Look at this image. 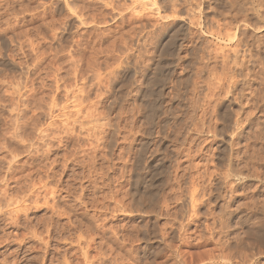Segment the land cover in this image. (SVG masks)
Listing matches in <instances>:
<instances>
[{
	"label": "rangeland",
	"instance_id": "obj_1",
	"mask_svg": "<svg viewBox=\"0 0 264 264\" xmlns=\"http://www.w3.org/2000/svg\"><path fill=\"white\" fill-rule=\"evenodd\" d=\"M64 1L0 0V264H64L65 261L61 263V260L65 258L72 264L82 263L84 258L80 255L78 238L82 237L81 244L94 238L96 243L92 248L98 247L100 241L89 229L103 223L120 228L121 225L130 227L151 222L159 235L155 247H165L161 242L160 227L166 225L167 220H174L170 214L178 216L182 210V216L177 218L181 221L184 218L188 223L191 213L184 206H188L190 193L195 188L197 198L201 199L200 190L210 184L208 177L226 173L228 162L217 159V146L213 142L214 136L223 128L219 118L226 103L225 94L217 88L223 84L225 90L228 89L233 75L232 80L234 78L233 81L240 85L239 91L247 93L248 98L264 93V0H174L185 17L179 18L173 29H184L185 39L189 42H186L182 56L193 49L195 52L197 48L201 54L190 60L192 63L175 58H171V62L167 60L166 74H170L169 78L172 75V86L170 83L166 86L164 105H171L177 111L168 118L161 117L165 120L160 129L153 125L152 119L150 121L152 116L146 106L147 112L137 117L123 113L125 104L117 94L114 111H108L106 103L108 95L113 92L110 87L112 81L121 80L130 64L137 72L146 64L150 65L146 62L150 63L155 57L154 52L161 53L169 40L167 35L160 33L165 25H161L156 9L150 6L142 8L143 3H150L148 0H77L76 13L70 12L71 17H68L69 13L64 10L58 16L63 23L52 28L50 14ZM158 1L169 13L171 0ZM197 3H202V7H196ZM87 7L90 11L85 10L82 16V10ZM188 17L193 18L195 25L189 27ZM234 17L240 21L235 40L241 39L248 45L251 43L250 47L242 44L237 48L235 40L227 39L228 34H235ZM139 18L151 32V27H156L158 36H154L153 30L143 42L137 43L135 28H139V22L136 23ZM241 18L246 22H241ZM80 19L84 25L80 24ZM216 33L220 36L217 37ZM127 50L133 51L129 57L132 62L125 58ZM236 50L248 66L246 74L239 76L231 72L232 56ZM139 55H143V61H140L143 65H135ZM152 63L156 62H151L153 66ZM153 67L148 69L150 83L157 71ZM28 73H33L32 77ZM181 81L184 82L182 97L173 102L169 87L173 88L175 82ZM260 119L257 115V123L254 121L246 130L247 138H257L251 141V170L241 167L243 175L240 176L239 189L243 194L235 200L237 204H232V216L229 214L231 217L219 220L211 215L213 210L216 216L225 214L224 208L221 210L229 200L225 198L218 207L211 203L201 206L198 215L190 219L186 233L190 241H186L180 250L189 264H219L217 261L220 264H264V125L259 124ZM232 129L233 126H227L225 134L230 135ZM135 131L141 133L136 139L133 138ZM136 163L141 164V168L137 169ZM147 165L152 168L156 165L151 175L148 170L145 172ZM246 175L250 176L245 179ZM175 176L182 178L184 183L176 187L172 183ZM144 180L146 185L142 187L140 184ZM206 180L208 186L204 183ZM149 182L152 186L147 187ZM194 184H200V187L196 185V188ZM137 192L142 196L156 194L163 199L166 197L169 214L162 215L160 204L155 203L158 212L149 214L153 209L151 206L146 215L142 213L138 216L140 218L134 219L139 215L132 213ZM145 204L143 206H149V203ZM115 205L118 209L125 206L128 212L123 215L117 211L111 216L110 210H115ZM236 206L239 208L235 210ZM63 209L67 210L63 212ZM222 223L232 226L235 233L243 238L245 249L241 253L244 255L232 254L228 250L232 254L230 257L227 250L220 251L221 244L217 245L214 240H209L205 247L190 246L197 243L201 234H209L207 239H210L211 230L219 229ZM173 245L178 247L181 244L176 240ZM222 253H226L223 257L230 259L218 260ZM90 254L94 257L97 252L93 250ZM245 255L252 259L248 257L249 261L245 260Z\"/></svg>",
	"mask_w": 264,
	"mask_h": 264
},
{
	"label": "bare ground",
	"instance_id": "obj_2",
	"mask_svg": "<svg viewBox=\"0 0 264 264\" xmlns=\"http://www.w3.org/2000/svg\"><path fill=\"white\" fill-rule=\"evenodd\" d=\"M80 1V0H79ZM150 3H143L142 4V8H146V7H151V8H155L156 9V12L158 13V15L160 16V19L162 21L161 25H165L163 26L164 29H161V34L162 35H167V38H169L168 41H166L165 45H163V50L161 51V53H158V52H154V56L151 60H150V63L149 62H146L150 65L148 66H143L141 70H139V72L136 71V69H134L133 67H130L132 64H130L132 62L133 59H129L131 53L132 52H129V50L126 51V55H125V58L129 60H131L130 63H127V64H130L128 65V67L126 68V70H124L123 72V75L120 77L121 80H116V81H112L113 84H110V87H111V90L113 91L110 95H108L107 97V102L108 103V111H114L116 109V105H117V95L121 98L122 101H124V106H123V113L126 114V116L129 114H134L135 116H139V115H142L144 112H147L152 116V118H150V121L152 119V122H153V125L155 127H157L158 129L161 128V124L162 122H164L165 119H161L162 116H165L164 118H168V116L175 111V109L173 110V107L171 105H164L165 103V99H166V96H165V89H166V86L168 85L169 86V83H170V79H171V76L169 78V75L166 74V71L168 69V65H167V60L171 62V58H175L176 60L180 61V62H187V61H190V60H194V59H197V56L199 55V49L197 48L194 51V49L192 50V52H186L185 56H182L183 53H185L184 49L186 47V39H185V30L184 29H179V30H175L173 29L174 25L176 24V22L178 21L179 18H184L185 16L179 11V9H177V6L176 4L174 3V0H171V10H169L170 12L168 13V9L167 10H163L160 5H159V1L158 0H148ZM183 1V0H182ZM195 1V0H194ZM203 1V0H202ZM106 2V1H105ZM137 2V1H136ZM198 2V1H197ZM166 3V2H165ZM203 3V2H202ZM202 3H197L198 5L196 7L200 8L202 7ZM78 4V1L77 0H65L64 1V4L63 5H58L54 11L52 12V14H50L51 12H49L50 14V18L51 20L49 19V21H51L50 23V26H52V28L56 27L57 26V23H63V21L61 20V22L58 20V16H60L62 14V12L64 10H66L68 13H69V16L68 17H71L70 16V12H74L73 14L76 13V6ZM111 4V3H110ZM169 4V3H168ZM7 5V4H6ZM15 5V4H14ZM87 5V4H86ZM1 6V5H0ZM5 6V5H3ZM21 6V5H19ZM167 6V5H166ZM192 6V5H191ZM7 7V6H6ZM224 7V6H223ZM88 8V7H87ZM193 8V7H191ZM2 9H4V7H2ZM46 9V8H45ZM44 9V10H45ZM154 9V10H155ZM6 10V9H4ZM3 10V11H4ZM10 10V9H9ZM14 10V9H13ZM79 10V8H78ZM85 10H89L90 9H83L82 10V16H83V12H85ZM152 10V9H151ZM163 10V11H162ZM183 10V9H182ZM201 10V9H200ZM8 11V10H7ZM80 11V10H79ZM9 12V11H8ZM8 12H4L5 14L8 13ZM87 12V11H86ZM94 12V11H93ZM191 12L193 13V11L191 10ZM80 13V12H79ZM187 13V12H186ZM196 13V12H195ZM48 14V13H47ZM48 14V15H49ZM72 14V15H73ZM86 14V13H85ZM89 14V13H88ZM81 15H78L79 18H81ZM87 15V14H86ZM186 15V14H185ZM92 16V15H91ZM95 16V15H94ZM100 16V15H99ZM192 16V15H191ZM73 17H75V15H73ZM93 17V16H92ZM136 17V16H135ZM139 17V16H137ZM49 18V17H48ZM77 18V17H76ZM25 19V18H24ZM46 19V18H45ZM138 19V18H137ZM199 19V18H198ZM243 18H241L242 20ZM79 20V19H78ZM188 20L189 22V27L190 25H195V22L193 21V18L192 17H188ZM28 21V20H26ZM36 21V20H35ZM97 21V20H96ZM234 24H236V27L234 29V33L235 34H228L227 35V39L228 37L231 39V40H235L237 38V35H236V32L237 30L239 29V20L237 19V17H234V20H233ZM30 22H33V19L31 20L30 19ZM72 22V21H71ZM80 24L81 25H84V21L82 19H80ZM95 22V21H94ZM139 22V28H135V32H137V43H141V41L143 42V39L144 37H147L146 35H151L153 33V30H155L154 32L157 34V32H159V30L156 29V27H151V30L152 32L149 30L150 28H148L144 22L142 21V18L140 20H137L136 23ZM160 22V21H159ZM241 22L245 23L246 20H242ZM90 23V22H89ZM201 23V22H200ZM233 23H229V25H232ZM242 23V24H243ZM91 24V23H90ZM132 24V23H131ZM131 24L129 26H131ZM199 24V22H198ZM227 26H228V23H226ZM247 24V23H246ZM49 25V24H48ZM151 25V24H150ZM156 25V24H154ZM159 25V24H157ZM156 25V26H157ZM159 25V26H161ZM28 26V25H27ZM128 26V27H129ZM153 26V25H152ZM157 26V27H159ZM202 26V24L200 25ZM61 27V25H60ZM138 27V25H137ZM170 27V28H169ZM218 27V26H217ZM220 27V26H219ZM218 27V28H219ZM224 27V26H223ZM20 28V27H18ZM51 28V27H50ZM63 28V27H62ZM221 28V27H220ZM219 28V29H220ZM258 28V27H257ZM256 28V29H257ZM65 29V28H64ZM68 29V28H66ZM222 29V28H221ZM220 29V30H221ZM232 29V28H231ZM231 29H228L227 31H231ZM260 29V28H258ZM55 30V29H54ZM131 30V29H130ZM28 31V30H27ZM226 31V32H227ZM121 32V31H120ZM209 32V30H208ZM211 32V31H210ZM233 32V31H232ZM11 33V32H10ZM24 33V32H23ZM26 33V32H25ZM69 33V32H68ZM20 34V33H19ZM30 34V33H29ZM154 35V36H158L157 35ZM160 34V35H161ZM214 34V33H212ZM217 37L220 36V35H217V33L215 34ZM224 36V34H222ZM26 36V35H25ZM215 36V37H216ZM20 37V36H19ZM22 38V37H21ZM241 38V37H240ZM262 38V37H261ZM98 39V38H97ZM229 39V40H230ZM157 40V39H156ZM101 41V40H100ZM250 41V40H249ZM246 41H242L241 39H237L235 40V45L237 48H240L242 47L241 45L243 44L244 47H250L249 45H251V43L248 45L246 43H244ZM264 42V41H263ZM189 43V42H187ZM194 43V42H193ZM253 43V42H252ZM20 48V47H19ZM161 48V47H160ZM256 48V47H254ZM129 49V48H127ZM131 49V48H130ZM21 50V49H20ZM36 50V49H35ZM40 50V49H39ZM131 51V50H130ZM187 51V50H186ZM189 51V50H188ZM50 52H53V51H50ZM61 53V51H59ZM251 52V51H250ZM16 53V51H15ZM19 53V52H17ZM137 53V52H136ZM140 53V52H139ZM138 53V54H139ZM204 53V52H203ZM235 54L232 56V65H233V68L231 69V72L232 74H238V76L240 74H246V71L248 70V66H247V62L243 59V57L241 56V53L239 51H235L234 52ZM34 54V53H33ZM41 54V53H40ZM48 54V53H47ZM54 54V53H53ZM201 54V53H200ZM221 54V53H220ZM1 55V54H0ZM4 55V54H3ZM2 55V57H3ZM23 55H25L23 53ZM203 55V54H202ZM243 55V54H242ZM21 56V55H20ZM19 56V57H20ZM52 56V55H50ZM138 56V55H137ZM16 57V56H15ZM26 57V56H25ZM34 57V56H33ZM53 57V56H52ZM202 57V56H201ZM36 58V57H35ZM47 58V57H46ZM143 55L142 57H139L136 58L139 60H137V62L135 61V65L137 63H140V61H143ZM147 58H151V57H147ZM154 58L156 61H154ZM54 59H56L54 57ZM141 59V60H140ZM146 59V58H145ZM189 59V60H188ZM201 59V58H200ZM39 60V59H38ZM42 60V59H40ZM39 60V61H40ZM205 60V59H204ZM203 60V61H204ZM223 60V59H222ZM43 61V60H42ZM50 61V60H49ZM126 61V60H125ZM174 61V60H173ZM196 61V60H195ZM129 62V61H128ZM151 62H156L155 64H153V66L151 65ZM191 62V61H190ZM193 62V61H192ZM191 62V63H192ZM32 63V62H31ZM47 62H45L46 64ZM49 63V62H48ZM175 63V62H174ZM230 63V64H231ZM40 64V63H39ZM59 64V63H58ZM141 64V63H140ZM264 64V63H263ZM37 65V64H36ZM138 65V64H137ZM143 65V63L141 64ZM181 65V64H180ZM196 65V64H195ZM207 65V64H206ZM39 66V65H37ZM50 66V65H49ZM127 66V65H126ZM140 66V65H139ZM186 66V65H185ZM184 66V67H185ZM190 66V65H188ZM150 67H153V68H157L155 71L156 73H154V78L153 80L154 81H151L150 83V77H149V68ZM256 67V66H255ZM51 68V67H50ZM60 68V67H59ZM187 67H185L186 69ZM35 70H38V69H35ZM58 70V69H57ZM172 70V69H171ZM151 71H153L151 69ZM187 71V70H186ZM34 72H37L38 71H34ZM55 72V71H54ZM53 72V73H54ZM154 72V71H153ZM153 72H150V73H153ZM193 72V71H192ZM114 73V72H112ZM29 74V73H28ZM33 74V73H32ZM31 74V75H32ZM30 75V74H29ZM30 75V77H32ZM41 75V74H40ZM116 75V74H115ZM198 75V74H197ZM214 75V74H213ZM242 76V75H241ZM29 77V76H28ZM39 77V76H38ZM232 77H234L233 75H231V79L229 81V87H227L228 89L225 90V87H223V84L220 85L217 89L219 91H221L220 93H223L225 94L224 96V99H226V103H225V107H224V111H223V114L220 115V122H221V126L223 127L222 129H220V131L214 136V139H213V142L216 144V149H215V146H214V149L216 151V157L217 159L220 161V162H224V161H227V169L226 170V173L225 172H219V174H214L216 176V178H214L215 176L210 175V177H208L207 179L209 180V186L208 184L206 183L207 180L204 182L207 184L208 187H205V188H202V190H200L201 192V196L202 198L201 199H198V195H197V192L194 188V191L190 193V201L188 203V206H189V209H188V206L185 205V209H187L191 215L188 217V223L187 221H184L185 219L183 218V221H181L180 218H177L179 215L180 217L182 216L183 213H181L180 209L178 211H180V213H178L179 215L176 216H173L174 214H170V217H174V220L171 221V222H168L169 220L166 221V225H161L163 227H160V235L162 236V244L165 245V247H155L156 244H155V240L158 238V229L156 228L155 225H151L152 223L149 222V223H146L145 225H134V226H130V227H127V226H123L121 225L120 228H114V227H111V226H107V225H103V224H98L97 226H94L92 227L91 230L92 233L95 234V236L98 238L97 240L100 241V245L96 248H92L93 246V243H96L95 240L93 238V240H91L90 242L88 241V243L86 244H81L83 242H81V239L82 237H79L78 238V245H79V251H80V255H82V257L84 258L83 262L81 263H78V264H189L182 256V252H180L181 248L186 245V241L187 238H186V233L188 232V226H189V223H190V219H192L195 215H198V212H199V208L201 206H204V205H207L208 203H211V204H214L215 207H218L219 203L224 200L226 198L229 199L228 202H226V205L225 207H221V210L223 211V208H224V215L223 216H216L215 214V211L213 210V214L211 215H214L216 218H221L224 219L226 216H229L231 217L233 213V210L231 211V207H232V204L235 202V200H237V198L240 197V195H242V190L239 189V186L241 184V180L240 179V176L243 175L242 171H241V167L242 165L244 167H249L251 165H249L250 161H249V158H251V154H250V149L252 147V143L251 141L255 140V137L254 139L253 138H247V129H248V126H250L254 121L255 119L257 118V115L260 116V122L259 124L260 125H264V93L260 95H256V97H250L248 98L246 96L247 93H245L243 90L242 91H239V86L238 83L234 82L233 80H235L233 78L232 80ZM26 78V77H25ZM244 78V77H243ZM39 80V78H37ZM246 79V78H245ZM33 80V79H32ZM264 80V79H263ZM27 81V80H26ZM29 81V80H28ZM174 81V80H173ZM245 81V80H243ZM36 82V81H35ZM102 81H100L101 83ZM111 82V83H112ZM152 82L154 83L152 85ZM28 83V82H27ZM30 83V82H29ZM98 83V84H100ZM183 83L184 82H175V84L173 85L174 87H169L172 91L171 93V96L170 98L172 99L171 101H179L182 97V86H183ZM103 84V83H102ZM171 86H172V83H170ZM101 85V84H100ZM25 86V84H24ZM31 86V84H30ZM83 86V85H82ZM41 87V86H40ZM197 87V86H196ZM31 88V87H30ZM29 88V89H30ZM60 88V87H59ZM27 89V88H26ZM33 89V88H32ZM146 89H149L150 92L148 94L147 90ZM169 89V90H170ZM19 90V89H18ZM43 90V89H42ZM41 90V91H42ZM81 90H83V88H81ZM262 90V89H261ZM21 91V90H20ZM28 91V90H27ZM29 92H32V91H29ZM110 92V91H108ZM219 93V94H220ZM249 93V92H248ZM253 93V91L251 92ZM26 94V93H25ZM109 94V93H108ZM117 94V95H116ZM23 96V95H22ZM30 96V95H29ZM208 96V95H207ZM222 96V95H221ZM251 96V95H250ZM31 98V97H30ZM78 98V97H77ZM211 98H209L210 100ZM81 100V99H80ZM222 101V100H221ZM224 103V102H223ZM166 104V103H165ZM168 104V103H167ZM144 106L148 107L147 108V111L146 109L144 108ZM238 107V111H235V108ZM179 110V109H178ZM113 113V112H112ZM161 114V115H160ZM173 115V114H172ZM137 119V118H136ZM149 121V122H150ZM151 122V123H152ZM256 122V121H255ZM254 122V123H255ZM257 123V122H256ZM229 125L233 126V129L230 133V135H227L225 134V129L226 127ZM128 128V127H127ZM167 128V127H166ZM262 127H260V130H261ZM127 130V129H126ZM263 131V129H262ZM261 131V132H262ZM131 135V131L129 133ZM128 134V135H129ZM140 131H135L134 134H133V138L136 139V137L140 136ZM261 134V133H260ZM258 136V135H257ZM262 136V134L260 135ZM253 139V140H252ZM114 140V139H113ZM133 140V139H132ZM259 140V139H258ZM257 140V141H258ZM112 145V144H111ZM144 151V150H142ZM148 152V151H147ZM157 152V150H156ZM155 154V153H154ZM158 154V152H157ZM143 156H141L142 158ZM261 157V156H260ZM158 159V158H157ZM245 159H247L246 163H245ZM138 162V160H137ZM141 162V161H140ZM139 162V163H140ZM146 163V162H145ZM158 163V162H156ZM141 164L137 165L136 163V167L137 169L141 168L140 166ZM140 166V167H138ZM113 167V166H112ZM156 167V165L154 166ZM154 167L152 168L151 165H147L146 168H145V172H148L149 175H151V173L153 172V169ZM88 168V167H87ZM243 168V167H242ZM250 168V167H249ZM136 169V170H137ZM223 169V168H222ZM114 170V169H113ZM148 170V171H147ZM174 170V169H173ZM251 170V168H250ZM253 171V170H252ZM217 172V171H216ZM215 173V172H213ZM248 174H252L251 171L249 172L248 171ZM245 175V174H244ZM249 175V176H250ZM254 175V174H253ZM247 176V177H246ZM245 176V179L248 178L249 176L246 175ZM174 177V176H173ZM193 181V178L191 179ZM145 181V180H144ZM146 181H148V179H146ZM146 181L145 182H140L139 184L142 185V187H144V185H146ZM169 180H167V184L169 183L168 182ZM171 181V180H170ZM184 180L182 178H179V176H175V178L172 179V183L176 185H182L184 182ZM191 181V182H192ZM201 181V180H200ZM215 181V182H214ZM218 181V182H216ZM246 181V180H245ZM139 182V181H138ZM183 182V183H182ZM190 182V183H191ZM195 182V181H194ZM248 183V182H247ZM147 187H150L152 186V183H147ZM170 184V183H169ZM168 184V185H169ZM185 184H188V182L185 181ZM195 185V184H194ZM196 185H199L200 187V184H196ZM195 185V187H196ZM245 185V184H244ZM177 187V186H176ZM194 187V186H192ZM247 187V186H246ZM246 187H243L246 188ZM198 188V187H196ZM146 189V188H145ZM193 190V189H192ZM191 190V191H192ZM247 190H249L247 188ZM199 192V190H197ZM246 191V189H245ZM137 196H135V203L137 204H133L132 207H134V210L132 211V213H136V214H139V215H136V217H134V219H137V218H140L138 216H140L142 213H144V215H146V213H148V210L151 208V206L153 207L152 210H149V214L150 213H155L157 211V208L158 206H155L154 204L156 203L157 204H160V211L163 214L167 213V215L169 214L170 211H168V206H167V201H166V197L163 199V197H161V195H150V196H142L140 195L139 192H137ZM134 195H136L135 193H133ZM116 195V194H115ZM130 195V194H129ZM128 195V196H129ZM133 195V196H134ZM127 196V195H126ZM133 196L131 198H133ZM163 196V195H162ZM159 197V198H158ZM206 198V200H205ZM113 199V198H112ZM114 200V199H113ZM180 200V199H179ZM188 200V198H187ZM225 200V201H226ZM148 204L149 206L145 207L143 206L144 204ZM148 202V203H147ZM241 202V201H240ZM179 203V202H177ZM236 203V202H235ZM117 206L120 205V203H116ZM119 204V205H118ZM124 204V203H123ZM141 205L143 208L141 209V206L139 209L138 206ZM145 204V205H146ZM183 204H185V202H183ZM237 204V203H236ZM242 204V203H241ZM115 205V210L113 208V210H110V214L111 216L114 215V212L116 214L117 213H120V214H123L125 212H128L124 207L125 206H120L119 209ZM137 206V207H135ZM166 208H165V207ZM243 206V205H242ZM240 206V207H242ZM246 206V205H245ZM244 206V207H245ZM74 207V206H73ZM114 207V206H113ZM116 207L118 210H116ZM155 207V208H154ZM179 207H182L181 205ZM183 207V208H184ZM234 207V206H233ZM237 207V206H236ZM60 209V207H57ZM76 208V207H75ZM127 208L128 205H127ZM239 206L236 209H238ZM56 208H54L55 210ZM71 209V208H70ZM74 209V208H73ZM241 209V208H240ZM64 210L66 211L67 209H63L62 211L64 212ZM108 210V209H107ZM167 210V212H166ZM258 210V209H257ZM20 211V210H19ZM69 212L71 210H68ZM67 211V212H68ZM159 211V210H158ZM157 211V212H158ZM259 211V210H258ZM69 212H68V215H69ZM146 212V213H145ZM235 213L238 212V211H234ZM257 212V211H256ZM19 213V212H18ZM62 213V212H61ZM130 213H131V210H130ZM131 213V214H132ZM161 213L157 214L159 216L162 217ZM212 213V212H210ZM234 213V214H235ZM239 213V212H238ZM261 213V212H259ZM57 213H55L56 215ZM76 214V213H75ZM231 214V216L229 215ZM59 215V214H58ZM57 215V217H58ZM67 215V217H68ZM166 215V214H165ZM188 215V214H187ZM194 215V216H193ZM17 216V215H16ZM72 216V214H71ZM108 216V215H107ZM154 216V215H153ZM234 216V215H233ZM169 217V216H168ZM235 217V216H234ZM233 217V218H234ZM110 218V217H109ZM114 218V217H112ZM152 218V217H151ZM133 219V218H132ZM146 219V217H145ZM149 219V217H148ZM177 219L179 221H177ZM187 219V218H186ZM76 220V219H75ZM96 220V219H94ZM151 220V219H150ZM91 221V220H90ZM135 221V220H134ZM200 221V220H199ZM96 222V221H95ZM165 222V221H164ZM237 222V221H236ZM235 222V223H236ZM151 223V224H150ZM82 224V223H81ZM96 224V223H95ZM110 224V223H109ZM155 224V223H153ZM158 224V223H157ZM75 226V224H73ZM77 225V224H76ZM133 225V224H132ZM78 226H80L78 224ZM129 226V225H128ZM239 226V224L237 225ZM77 228V226H76ZM74 229V227H73ZM87 229V227H86ZM234 229V228H233ZM232 229V226H230L229 224H225V223H222V225L220 226L219 229H213L211 230L212 232H210V236L209 238L210 239H207V236L209 235H206V236H201L199 237V240L197 241L196 244H193L191 243L190 246L194 247V248H200V247H205L208 245V241L209 240H213L215 242H217L218 244L217 245H220V251L222 250L224 252L223 249H225V252L226 250H230L232 254H242L241 253V250L245 249L243 248V238L240 236V234L238 233H235V231ZM84 230V229H83ZM208 230V228H207ZM217 230H219L217 232ZM251 230V229H250ZM208 232V231H207ZM51 233V232H50ZM209 233V232H208ZM49 234V233H48ZM91 234V232H90ZM244 234V233H243ZM72 236V235H71ZM92 236V235H91ZM94 236V235H93ZM254 236V235H253ZM260 236V235H259ZM217 237H219L217 239ZM258 237V236H257ZM92 238V237H91ZM90 238V239H91ZM191 239V238H190ZM217 239V241H216ZM158 240V239H157ZM177 240V242H179L181 245L178 246V247H175L173 245V243ZM190 241V240H189ZM188 241V242H189ZM69 242V241H67ZM159 242V241H158ZM73 243V242H72ZM75 243V242H74ZM160 243V242H159ZM211 243V241H210ZM161 244V245H162ZM213 244V243H212ZM210 245V244H209ZM158 246V245H157ZM213 246V245H212ZM191 248V247H190ZM217 248V247H216ZM215 248V249H216ZM76 249V248H75ZM104 249H106V251H104ZM218 249V248H217ZM66 250V249H65ZM93 250H96L97 254L94 256V257H91L90 253L93 251ZM67 251V250H66ZM212 252V251H211ZM219 252V251H218ZM229 252V251H228ZM227 252V254H228ZM66 253V252H65ZM229 252V255L231 257V254ZM72 254V253H71ZM220 254V253H218ZM223 254H226V253H222L220 257H218L219 259L218 260H227V255H225L227 258L223 257ZM231 254V255H230ZM250 254V253H249ZM258 254V253H257ZM261 254V253H260ZM67 255V254H66ZM69 255V254H68ZM79 255V254H78ZM244 255V253L242 254ZM61 257V256H60ZM64 257V256H63ZM62 257V258H63ZM70 257H72L70 255ZM249 256L245 255V260L248 258ZM251 257V256H250ZM248 258L249 260L252 259V258ZM253 257V256H252ZM58 258V257H57ZM65 258V257H64ZM68 258V257H67ZM73 258V257H72ZM75 258V257H74ZM242 259L241 260H244L243 258L244 257H241ZM254 258V257H253ZM66 259V258H65ZM61 260L60 262L64 264H72L71 262H68L67 260ZM153 259V260H152ZM210 259L211 256H210ZM217 259V257H216ZM215 258L213 260H216ZM230 258H228L229 260ZM247 259V260H248ZM248 260V261H249ZM71 261V260H70ZM73 261V259H72ZM247 261V262H248ZM59 262V260H58ZM78 262V261H77ZM223 262V261H222ZM226 262V261H225ZM229 262V261H228ZM240 262V261H239ZM243 261H241L242 263ZM246 262V261H244ZM76 263V262H75ZM74 263V264H75ZM217 263L220 264L219 261H217ZM230 264H232L231 262H229ZM228 263V264H229ZM250 263V262H248ZM77 264V263H76ZM235 264V263H234ZM243 264V263H242ZM245 264V263H244ZM263 264V263H262Z\"/></svg>",
	"mask_w": 264,
	"mask_h": 264
}]
</instances>
